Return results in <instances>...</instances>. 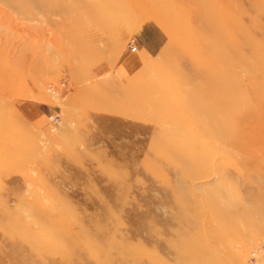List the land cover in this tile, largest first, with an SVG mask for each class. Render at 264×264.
I'll return each instance as SVG.
<instances>
[{
    "label": "rangeland",
    "instance_id": "rangeland-1",
    "mask_svg": "<svg viewBox=\"0 0 264 264\" xmlns=\"http://www.w3.org/2000/svg\"><path fill=\"white\" fill-rule=\"evenodd\" d=\"M213 2L0 0V264H264V0Z\"/></svg>",
    "mask_w": 264,
    "mask_h": 264
},
{
    "label": "bare ground",
    "instance_id": "bare-ground-1",
    "mask_svg": "<svg viewBox=\"0 0 264 264\" xmlns=\"http://www.w3.org/2000/svg\"><path fill=\"white\" fill-rule=\"evenodd\" d=\"M200 2H203V1H206V0H199ZM208 2H211L212 4H213V6H214V8H213V11L212 12H215V14L217 13V11H216V7H215V5H214V2H213V0H207ZM260 1H262V0H260ZM215 2H217L219 5H220V12L221 11H226V10H228L230 7H232V3H235V4H237V5H241V4H243V8H242V10L239 12V15L241 16V17H244L243 19H246L248 16L247 15H249V13H248V10H247V6H248V4L251 2V0H215ZM204 4H206V3H202L201 5L203 6ZM219 12V13H220ZM229 12V11H228ZM253 12V11H252ZM230 14V13H229ZM232 14V13H231ZM230 18V17H229ZM232 26V25H231ZM246 26V25H245ZM248 27V26H247Z\"/></svg>",
    "mask_w": 264,
    "mask_h": 264
},
{
    "label": "built area",
    "instance_id": "built-area-1",
    "mask_svg": "<svg viewBox=\"0 0 264 264\" xmlns=\"http://www.w3.org/2000/svg\"><path fill=\"white\" fill-rule=\"evenodd\" d=\"M131 48L135 51V50H137L136 49V45L132 42L131 43ZM59 118H60V116L59 115H57V116H53L52 117V119H53V121L55 122V123H57V121L59 120Z\"/></svg>",
    "mask_w": 264,
    "mask_h": 264
}]
</instances>
